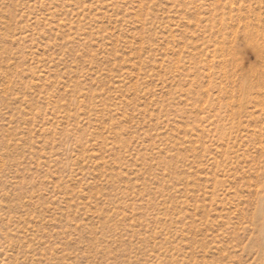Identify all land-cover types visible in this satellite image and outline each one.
<instances>
[{"label": "rangeland", "instance_id": "374dc122", "mask_svg": "<svg viewBox=\"0 0 264 264\" xmlns=\"http://www.w3.org/2000/svg\"><path fill=\"white\" fill-rule=\"evenodd\" d=\"M0 264H264V0H0Z\"/></svg>", "mask_w": 264, "mask_h": 264}]
</instances>
